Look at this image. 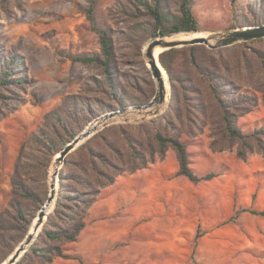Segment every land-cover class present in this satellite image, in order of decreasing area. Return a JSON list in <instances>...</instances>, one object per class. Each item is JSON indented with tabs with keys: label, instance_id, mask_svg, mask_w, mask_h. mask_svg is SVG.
<instances>
[{
	"label": "rangeland",
	"instance_id": "374dc122",
	"mask_svg": "<svg viewBox=\"0 0 264 264\" xmlns=\"http://www.w3.org/2000/svg\"><path fill=\"white\" fill-rule=\"evenodd\" d=\"M143 1L148 6L156 2ZM181 2L161 1L167 23L180 18ZM190 4L199 26L196 32L206 35L264 23V0H190ZM6 5L0 7V51L4 56H21L25 65L19 71L26 74L27 82L0 92V213L5 221V229H0V264L25 238L21 239L26 222L12 207V200L19 199L17 207L26 220L37 209V197L14 192L12 177L22 145L44 125L45 116L57 110L68 129L77 131L105 112L147 103L156 90L145 57L146 45L154 39V18L146 5L136 0H12ZM96 27L106 30L112 45L109 74L96 62L76 59L103 56ZM179 34L189 32L167 38ZM228 47L225 54L243 65L244 70L237 71L254 84L242 90L254 97L255 105L238 118L240 127L251 132L264 126V61L260 57L264 39ZM187 54L184 49L177 53L179 74ZM119 99L125 105L119 106ZM168 99L159 115L112 123L97 132L90 148L78 146L67 155L60 167L66 177H88L84 168L94 158L105 173L101 180L113 178V182L101 189L76 241L38 235L34 241L38 254L30 250L23 264H49L43 252L53 255L50 264H264V216L242 212L243 208L264 209V157L254 151L241 158L237 145L233 150L213 149L208 125L196 128L195 135L183 132L181 139L193 170L216 176L193 182L179 174L176 151L169 148L162 155L154 137L158 130L177 132L178 122L168 127L164 119L171 96ZM47 131L59 145V136L53 129ZM25 149L23 161L30 167L23 170L27 174L23 178L38 196L48 189V197L50 170L59 152L53 154L49 142ZM67 183L84 189L72 179ZM54 208L44 221L53 215L49 229L69 223L77 213L76 207L66 206L55 215Z\"/></svg>",
	"mask_w": 264,
	"mask_h": 264
},
{
	"label": "trees",
	"instance_id": "16d2710c",
	"mask_svg": "<svg viewBox=\"0 0 264 264\" xmlns=\"http://www.w3.org/2000/svg\"><path fill=\"white\" fill-rule=\"evenodd\" d=\"M12 0H0V7L6 8ZM17 1V0H16ZM140 4L146 5L148 11L154 18V25L151 32V37L170 36L181 32H196L199 31L197 19L195 18L193 8L190 0H182L180 5L181 16L175 21L167 23L165 14L161 8V1L156 0L154 5L148 6L143 0H136ZM91 14V11H89ZM91 20L95 23V18L90 15ZM101 36L102 57L91 55H80L76 57L78 61L91 63L96 62L100 64L105 71L110 73V66L112 60V45L109 36L105 29L96 27ZM263 38L253 39L249 41H262ZM248 41L240 42V46ZM228 46L225 48L211 49L201 44L183 46L181 49L189 51L185 56L183 69L181 74L176 71L177 53L180 47L164 50L159 54V59L166 70L171 84V100L168 111L164 117L166 125L171 122H178L177 132H165L158 130L155 134V140L159 152L164 155L169 148H173L179 161V174L188 177L193 182H200L203 180H210L216 176L215 173L210 172L204 175H198L190 165L189 153L187 145L181 139V134L186 132L189 135H195L196 128L204 129L210 125L211 128V147L215 150H233L237 145V154L241 158H246L249 153L258 151L264 157V126L256 128L251 132H245L238 124V118L250 112L255 105V99L247 92L242 90L243 87L254 86L248 75H240L238 68H242L239 62L235 63L230 56L225 54ZM261 61H264V56L261 55ZM25 63L18 53L10 56H4L0 51V92L3 93L5 89H10L15 85L18 87L26 85V74L20 73V68L24 67ZM245 68V67H244ZM246 69L248 67L246 66ZM242 71L244 69H241ZM241 71V72H242ZM264 73V68L261 70ZM111 78V77H110ZM242 80V83L239 82ZM110 81V85H112ZM264 86V82H263ZM151 89L154 90V83H151ZM264 100V89H263ZM119 106L125 105L122 99L118 101ZM108 108H117L116 105H108ZM11 111L16 109V105L10 108ZM201 126H200V125ZM84 126L77 131L69 130L63 117L57 110H52L45 116L44 125L38 132L32 134L30 138L22 145L21 154L17 163L16 170L12 177L14 192L26 196L27 198H36L38 200L37 209L31 219L26 220L21 207H17L20 201L12 200V207L18 212L19 216L26 222L25 229L21 239H23L29 231L30 225L36 217L38 210L45 203L48 189L38 196L36 189L28 183L26 179L27 174L23 173L29 164L25 165L23 159L26 158V147L29 144L40 143L45 146L48 142L53 148V154L61 151V149L71 141ZM48 129H53L57 136H59V145L53 142L50 137ZM99 133L94 134L91 138L82 143L77 149L87 147L90 148L91 143ZM31 159L30 157H28ZM84 172L88 177H81L80 180L75 177H66L64 173H60V187L54 208V214L62 213L66 206L69 209L76 207V216L70 217V222L59 226L56 229H49L47 225L53 215L44 224L43 230L39 237L44 234L51 239H64L67 241H76L80 232L85 227V217L88 214L90 207L98 198L100 191L108 183L113 182V178L108 182L101 180V174H105L103 170L97 165L95 159H90ZM70 179L76 181L84 187L83 190H76L67 183ZM75 184V183H74ZM69 202V206L67 205ZM242 212H249L251 214L264 216V209L257 210L252 208H243ZM3 212L0 213V229L4 227ZM33 243L31 248L21 257L16 264H23L28 252L32 250L38 254L39 249ZM57 250L58 256H63L59 247H54ZM46 262L51 263L53 255H46ZM6 257L1 259V262Z\"/></svg>",
	"mask_w": 264,
	"mask_h": 264
},
{
	"label": "water",
	"instance_id": "95a60500",
	"mask_svg": "<svg viewBox=\"0 0 264 264\" xmlns=\"http://www.w3.org/2000/svg\"><path fill=\"white\" fill-rule=\"evenodd\" d=\"M263 37H264V23L258 24V25H250V26L226 29L224 31H218V32L211 33L208 36H199V37H194L192 39L181 40V41H178V40L169 41L165 39L166 36L154 38L150 42H148L145 48L146 65L151 71V74L155 81V86H156V90H155V94L153 98L145 104L121 107L115 110L105 112L99 115L98 117L108 118L110 116L123 113L124 111L128 109H133V108L138 109L140 110V112H142L143 110H146L148 107H150L153 104L160 105L165 102L166 96H167V89H166V83H165L163 73H162V68L160 67V65L162 66V64L160 62L159 55L156 58L154 54L155 49L157 47L163 48L162 51H164V50H168V49L176 48V47L203 44L207 46L208 48L218 49V48L230 46L236 43L249 41L253 39H259ZM167 77H168V74H167ZM168 82H169V98H170L171 85H170L169 77H168ZM147 112H150V111H147ZM155 113H157V110L155 111ZM90 123L61 149V151L59 152V157L56 159L58 164L62 165V163L65 161L69 153H71L74 149H76L78 146H80L86 140L91 138L94 134H96L100 130V129H97L94 131L91 127H89ZM109 125L111 124H104L102 128L109 126ZM59 173H60V169H57L56 175L58 176V181H59ZM57 190H58V186L56 187V185L53 182H50L49 195L45 203L41 206V208L39 209L37 213L38 221H37V224L35 225L36 230H38L40 226L42 228L44 221L48 218V215L50 214V213L46 214V205L53 200L56 203ZM39 233L37 234V236L39 235ZM35 239L36 237L34 236V234L28 231L25 238L15 248V250L11 253V255L4 261L5 264H16L21 259V257L25 255V253L31 248Z\"/></svg>",
	"mask_w": 264,
	"mask_h": 264
},
{
	"label": "bare ground",
	"instance_id": "6f19581e",
	"mask_svg": "<svg viewBox=\"0 0 264 264\" xmlns=\"http://www.w3.org/2000/svg\"><path fill=\"white\" fill-rule=\"evenodd\" d=\"M211 34V33H210ZM208 34V35H210ZM205 33H200V32H191L189 34H179L176 36H171L168 37L166 36V40L172 41V40H188V39H192L194 37H199V36H208ZM163 50V48L161 47H157L155 49V56L157 58V56L161 53V51ZM160 67L162 68V73H163V77L166 83V89H167V96H166V100L163 104H153L150 107H148L146 110H143L142 112H140V110L138 109H128L126 111H124L123 113H119L113 116H110L108 118H104V117H97L96 119H94L89 127H91L94 131L97 129H101L104 124H112L118 121H122V120H132V119H142L144 120V118L148 117V116H157L160 113H162L167 105H168V97H169V82H168V77H167V73L165 71V69L160 65ZM157 110V113H155V111ZM150 111V112H147ZM59 157V153L56 155V159ZM56 159L54 160V164L51 167L50 170V182H53L56 187L58 186V176L56 175V170L60 169L61 165L57 163ZM54 204L55 201H51L50 203H48L46 205V214L50 213L52 211V209L54 208ZM45 220V218H44ZM38 218L36 215V218L34 219V221L32 222L31 226H30V230L29 232L33 233L35 237H37V234L39 233L41 226L38 228V230L35 229V225L37 224ZM2 264H5L2 263Z\"/></svg>",
	"mask_w": 264,
	"mask_h": 264
}]
</instances>
